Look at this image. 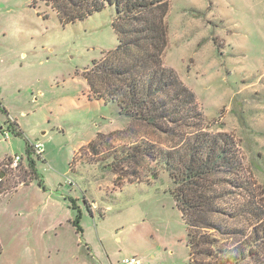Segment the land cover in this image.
Segmentation results:
<instances>
[{
	"label": "rangeland",
	"instance_id": "rangeland-1",
	"mask_svg": "<svg viewBox=\"0 0 264 264\" xmlns=\"http://www.w3.org/2000/svg\"><path fill=\"white\" fill-rule=\"evenodd\" d=\"M167 1L163 64L195 94L201 119L184 111L180 122L164 121L160 129L97 100L84 77L118 44L112 8L64 26L44 0H0V99L9 113L0 111V127L17 120L24 133L11 137L25 158L20 177L9 175L12 183L28 169L26 141L45 145V160L31 155L38 179L0 201V264H120L128 257L189 264L187 228L168 172L139 182L127 173L128 162L120 175L108 165L132 146L182 149L202 128L235 138L264 210V0ZM141 155L130 168L142 173L153 162ZM61 186H78L87 196L79 200L83 232L68 221L71 204H56ZM235 190L242 203L246 190ZM239 224L246 234L255 225Z\"/></svg>",
	"mask_w": 264,
	"mask_h": 264
},
{
	"label": "trees",
	"instance_id": "trees-1",
	"mask_svg": "<svg viewBox=\"0 0 264 264\" xmlns=\"http://www.w3.org/2000/svg\"><path fill=\"white\" fill-rule=\"evenodd\" d=\"M44 1L64 26L85 21L108 8L115 11L113 28L118 44L83 72L93 97L106 105L117 104L132 121L160 129L164 121L180 122L184 111L201 119L195 94L163 64L169 37L167 0ZM0 110L8 113L1 99ZM9 126L14 136H23L15 122H9ZM202 129L187 138L182 149L157 151L140 145L123 149L108 167L120 175L122 164L128 162L127 173L139 182L168 172L173 180L171 194L187 228L189 264H264V210L252 177L245 172L237 142L231 135L209 134ZM26 143L28 169L24 170V180L12 183L8 179L9 175L20 177L24 156L16 172L9 171L3 162L0 174L5 176L0 179V196L38 179L37 162L31 156L36 152L29 140ZM141 154H147L153 162L142 173L130 168L146 157ZM244 174L246 180L242 179ZM39 185H43L41 181ZM240 187L247 193L241 196L243 202L237 203L235 189ZM81 218L79 214L73 222L78 232H83ZM243 220L250 226L255 224L250 234L239 226Z\"/></svg>",
	"mask_w": 264,
	"mask_h": 264
},
{
	"label": "crops",
	"instance_id": "crops-1",
	"mask_svg": "<svg viewBox=\"0 0 264 264\" xmlns=\"http://www.w3.org/2000/svg\"><path fill=\"white\" fill-rule=\"evenodd\" d=\"M6 114L9 116V113H6ZM1 122H2V118L0 117V124H1ZM8 122H15L20 127V124L18 123L17 120H14V121H10L9 120ZM20 129H21V127H20ZM0 130H1V132H0V156H3L2 158L0 157V162H4V161L8 160L9 158H11V157H13L15 155L22 156V154H20V151L15 148V143H14V141L11 138L12 137V133L10 132V126H7L6 128H5V126L0 127ZM4 131H9L8 137L4 134ZM21 131L23 132L22 129H21ZM14 137H16V136H14ZM11 150L13 151V154L12 155L10 153ZM67 183H68V180H67ZM30 184H32V183H30ZM29 185H21V186L19 185L17 188H15L14 190H12L11 192H9V193H7L5 195L0 196V201H2L3 199H6L10 195H14L15 193H19L20 192V188L26 187V186H29ZM64 187L65 186H61V188L57 189V192L58 193H62V194L58 198L55 199L56 200V204L59 205V203H57V202H61V200H65L69 204H71V207H69L70 209H69V211L67 213L68 214V221L69 222H72L73 227L77 231V228L74 226V223L73 222L75 221L77 215L80 214L82 216V218L84 216V210H83L82 207H80L79 200L82 199V198H83V200H86L87 199V196H85L86 194L83 191V189L80 188V187H78V186L77 187L75 186L76 188H72L69 191H65ZM71 187H74V186H71ZM47 190H48V188L47 187H44L43 193H45ZM63 190H64V192H63ZM52 193L53 192L51 191L49 193V196H48V199L50 201H52V198L54 197L52 195ZM84 196L86 198H84ZM93 206L94 207L95 206L97 207L98 204L96 202H93ZM90 213H91L92 216L94 215L93 212H90ZM69 214H71V215L69 216ZM82 218L80 220V226L83 229V226H82ZM59 222H60V224H62L61 223L62 221H59ZM77 233H78V231H77ZM86 246L88 247L89 250H91L92 246H89L88 243L86 244ZM111 263L113 264L112 261H111Z\"/></svg>",
	"mask_w": 264,
	"mask_h": 264
},
{
	"label": "built area",
	"instance_id": "built-area-1",
	"mask_svg": "<svg viewBox=\"0 0 264 264\" xmlns=\"http://www.w3.org/2000/svg\"><path fill=\"white\" fill-rule=\"evenodd\" d=\"M4 134L8 137L9 131H4ZM31 144L36 154L41 155V156L44 154L45 145L43 142H33ZM21 161H22V156L15 155L9 158L8 160H6L4 163H5V167L9 171L16 172L20 168ZM69 184H71L70 181H69ZM120 264H142V261L137 257H128V258H125Z\"/></svg>",
	"mask_w": 264,
	"mask_h": 264
},
{
	"label": "water",
	"instance_id": "water-1",
	"mask_svg": "<svg viewBox=\"0 0 264 264\" xmlns=\"http://www.w3.org/2000/svg\"><path fill=\"white\" fill-rule=\"evenodd\" d=\"M4 175H5L4 173H1L0 174V179H2L4 177Z\"/></svg>",
	"mask_w": 264,
	"mask_h": 264
}]
</instances>
